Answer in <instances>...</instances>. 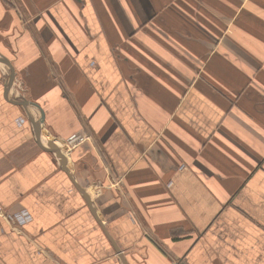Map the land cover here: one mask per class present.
I'll return each instance as SVG.
<instances>
[{
  "label": "crops",
  "instance_id": "1",
  "mask_svg": "<svg viewBox=\"0 0 264 264\" xmlns=\"http://www.w3.org/2000/svg\"><path fill=\"white\" fill-rule=\"evenodd\" d=\"M0 56V264H264V0H0Z\"/></svg>",
  "mask_w": 264,
  "mask_h": 264
},
{
  "label": "built area",
  "instance_id": "2",
  "mask_svg": "<svg viewBox=\"0 0 264 264\" xmlns=\"http://www.w3.org/2000/svg\"><path fill=\"white\" fill-rule=\"evenodd\" d=\"M26 122L25 119H20L19 120V125H22ZM13 220L18 223V225H26L32 220L31 215L27 211H22L20 213H17L14 215Z\"/></svg>",
  "mask_w": 264,
  "mask_h": 264
},
{
  "label": "water",
  "instance_id": "3",
  "mask_svg": "<svg viewBox=\"0 0 264 264\" xmlns=\"http://www.w3.org/2000/svg\"><path fill=\"white\" fill-rule=\"evenodd\" d=\"M0 60H2V57L1 56H0ZM22 105L29 107L31 104L28 103V102H26V101H23L22 102Z\"/></svg>",
  "mask_w": 264,
  "mask_h": 264
}]
</instances>
